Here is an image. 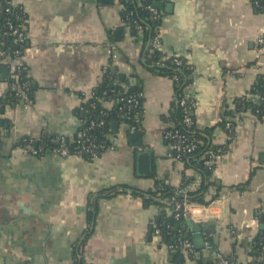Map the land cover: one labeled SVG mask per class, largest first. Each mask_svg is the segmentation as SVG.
Returning a JSON list of instances; mask_svg holds the SVG:
<instances>
[{
    "label": "crops",
    "instance_id": "obj_1",
    "mask_svg": "<svg viewBox=\"0 0 264 264\" xmlns=\"http://www.w3.org/2000/svg\"><path fill=\"white\" fill-rule=\"evenodd\" d=\"M10 2L24 12L20 59L35 90L30 104H8L2 114L8 127L0 139V264H74L80 259L87 264H176V251L152 228L163 207L127 190L99 198L97 210L87 214L90 195L111 186L154 190L158 180L193 191L202 179L194 166L168 156L163 132L175 124L173 81L145 65L146 41L125 18L122 0ZM153 2L160 4L155 9L161 57L176 55L190 64L192 116L200 142L204 138L223 148L210 168L204 196L210 216L199 222L208 227L214 249L196 248L188 225L183 235L204 264L215 259L214 251L252 263V240L263 228L264 117L238 112L236 104L244 97L256 99L248 91L264 76V46L257 43L264 37V9H256L252 0ZM108 66L139 89V127L131 130L116 121L112 128L115 120H101L108 145L91 160L63 157L52 149L33 156L18 145L23 137L42 133L72 142L84 122L82 103ZM2 72L0 96L7 91ZM102 102L110 107L109 100ZM223 119H231L230 134ZM137 129L140 146L128 137ZM141 151L151 154L150 175L137 172ZM162 202L170 214L166 199ZM183 257L184 264H196L186 253Z\"/></svg>",
    "mask_w": 264,
    "mask_h": 264
},
{
    "label": "trees",
    "instance_id": "obj_2",
    "mask_svg": "<svg viewBox=\"0 0 264 264\" xmlns=\"http://www.w3.org/2000/svg\"><path fill=\"white\" fill-rule=\"evenodd\" d=\"M253 1V0H252ZM260 4L259 7H255L258 10L264 9V0H257ZM140 2V4H138ZM147 3H151V0H122V4L124 6L123 14L125 18H128V12L131 11L132 15L129 17L130 21L131 19H137V20H143L146 24V28L144 30V40L149 39L154 34V28L158 24L159 19H153L151 17V12L145 8ZM128 16V17H127ZM6 17H9V15H0V51H5L6 55H0V73L3 71V69L7 70V76L6 81H12L13 79L10 77L9 74V66L7 62L2 61L3 57L10 56L12 57V54H8L7 52H12L16 47L11 43L10 36L4 34V31L6 30L5 26V19ZM161 57L160 49H155L152 52H146L145 54V65H147L150 69L154 70L157 73L167 75L171 79H173L174 76H177V80L173 81V89L174 93L178 94L182 87L188 82V76L191 73V67L190 64L185 60V58L180 56H170L167 58L162 59L161 64H156L158 58ZM180 59L183 63L181 66L182 69H177L176 60ZM27 71L22 70L19 73L20 80L28 79L29 80V97H32V94L35 90V84L30 79V77H26ZM128 78L124 76L121 73L114 72L113 66H108L103 72L101 76V80L99 84L92 90V95L82 103V112H83V120L84 122L81 124L80 127L88 126L90 120H93L95 123H98L99 121H124L128 123L129 125L133 124L132 120H123L120 118V114L125 111V107H123V100L128 97V95L132 93H138L139 89L136 85L129 84ZM123 83H128L129 86L127 87V90L124 92V87L122 86ZM106 92V94L104 93ZM251 94H257L258 97L256 99L247 98L244 97L242 101H238L236 104V110L238 112L246 113L247 111H250L252 114L256 115L258 118L264 117V76L260 75L257 77L255 83L252 85L250 90L248 91ZM121 98H123L121 100ZM112 100V103H110V107L107 108L102 102V100ZM140 101L142 102V98L140 97ZM18 102V98L14 96L13 91H11L7 87V91L4 95L0 96V132L2 136V130L4 128L8 127V121L5 117L2 116L4 114L5 106L8 104H16ZM121 107L122 110L120 109ZM229 111V110H228ZM226 111V112H228ZM183 113L181 111L180 106L178 105L176 101V107L175 112L173 114L174 122L173 125L174 129H180L184 133L188 135L190 138H195L197 140L202 139L200 134L197 132L196 128L194 126H191L190 129H183L181 125ZM225 121L221 122V125H224ZM172 128V127H171ZM231 131L233 132V127L231 128ZM229 131V134L231 133ZM88 133L91 134L97 143H102L104 145H108L107 139L104 138L103 129L100 125H95L91 129L88 130ZM52 135H47L46 133H42L34 140L33 143L36 145H50L53 147V145L49 142V138ZM24 138V137H23ZM29 138V137H26ZM1 139V137H0ZM18 145H21V140L18 142ZM67 145L72 148L73 142L68 141ZM217 146L209 143L208 140L203 138L202 143H198L196 145V148L194 151H192L188 157H185L182 159L183 162H185L186 165L194 166L201 175V184L200 186L193 191H188V199L193 202H198L201 204H207L208 201L204 199L206 189L208 185L210 184L209 178L210 173L212 172V169H207L203 165V160L207 157L208 150L215 151ZM46 148H42L39 155H42ZM102 150H99L98 155L101 154ZM85 159L90 160L87 158V156H84ZM185 181V180H184ZM176 187L166 184L162 181H156L154 190H142L135 186L128 185V184H120L111 186L102 190L96 191L94 194L90 195V198L88 200V216L90 217V213L94 210H97V201L101 197H110L113 194H116L117 192H124V191H131L133 194L140 196L143 198V201L146 202H152L153 204L158 205L159 207H163L161 211L158 212V214L153 219L152 228H158L160 230V233L163 235L164 239H166L167 243H171L175 246L173 249L176 251V264H184V252L181 249V243L188 238L183 235L182 227H181V220L182 216H180L178 219H175L173 217V214H166L165 213V205L163 204V199H168L171 196H175L177 201H182V196L179 195L176 192ZM169 206V204H168ZM171 207V206H170ZM259 220L263 224L262 230L255 236V238L252 240V255L254 256L253 262L256 260V256L261 254L264 249V215L263 213L260 214ZM203 224V223H202ZM202 231H204L205 237H207V234L209 233L208 227L206 225H202ZM89 230H87L86 235H88ZM185 236V237H184ZM85 238V237H84ZM211 238V237H210ZM209 238V239H210ZM85 240V239H84ZM211 240V239H210ZM189 241V240H188ZM212 241V240H211ZM213 247L214 243L212 241ZM200 251V250H199ZM188 257L194 259L196 261V264H204L202 263L201 256H197L196 250L192 249L189 253L186 254ZM227 260L231 264H241L236 261L233 255L225 256ZM216 261L215 259H209L205 264H213ZM257 264H263V262L257 261ZM74 264H87L84 263L81 259L76 261ZM251 264V263H249Z\"/></svg>",
    "mask_w": 264,
    "mask_h": 264
},
{
    "label": "built area",
    "instance_id": "obj_3",
    "mask_svg": "<svg viewBox=\"0 0 264 264\" xmlns=\"http://www.w3.org/2000/svg\"><path fill=\"white\" fill-rule=\"evenodd\" d=\"M254 6L259 7L260 4L257 0L252 1ZM140 4V2H138ZM145 8L151 12V17L153 19H158V12L155 9L154 6L151 5V3H147ZM125 9V8H124ZM9 15V17H6L5 19V26L6 30L4 31V34L10 36L11 43L15 45V49L12 52H7L8 54H12V57L5 56L3 57L4 62H7L9 66V74L10 77L13 79L12 81H7V87L13 91L14 96L18 98V102H22L25 105H28L32 102V97H29V80L23 79L20 80L19 73L22 70H25V64L20 59V52L21 48L26 40V29H25V18H24V12L19 6H14L11 4L10 0H0V15ZM132 15V12H128V16L130 17ZM127 16V17H128ZM129 17L127 18L129 21ZM132 27L140 34L142 38H144V30L146 28V24L143 20H137V19H131ZM154 34L146 41V47L148 48L149 52L154 51L155 49H159L160 45V39L159 35L157 34L156 27L154 28ZM257 43L264 46V37L261 36L257 39ZM0 55H6L5 51H0ZM162 57L158 58L155 62L156 64H161V61H163ZM177 69H182V61L180 59L176 60ZM162 65V64H161ZM105 67L103 71L106 69ZM26 77H29L28 74H26ZM189 80L188 82L182 87L181 91L175 95V99L178 103V105L181 108V111L183 113L181 125L185 131V129H190L191 126L195 127L194 124V118L192 116L193 107H194V97L191 92V87L193 80L191 79V75L187 77ZM177 76L173 77V81L177 80ZM124 87V86H123ZM127 90V87H124V92ZM106 94V92H104ZM92 92H90L89 96L86 98L91 97ZM141 93H132L126 97L125 100H123V107H125V111H123L120 114V118L123 120H132L133 124L130 125V129L133 130L140 125L141 121V115L143 113V105L140 101ZM258 97V95L255 94V98ZM123 98H121L122 100ZM109 101L112 103V100L109 99ZM121 107L120 109L122 110ZM1 117V114H0ZM102 121L95 123L93 120H90L88 126H82L80 127L73 139V147L70 148L67 145V142L69 141L66 137L61 136L59 134H49L52 135L49 138V142L53 145L51 147L50 145H36L34 140L38 137H29V138H22L21 139V147H23L25 150H27L31 155L38 156L42 148L52 149L54 150L58 155L60 156H76L79 158H84V156H87L90 160L98 156L99 150H102L104 145L102 143H97L95 141V138L88 133V130L91 129L95 125H100ZM232 125H231V119L227 120L224 124V129L226 132L229 133L231 131ZM1 130V129H0ZM1 137V132H0ZM163 137L165 139L169 140V146H168V156L172 159L176 160H182L185 157H188V155L194 151L196 148V145L198 143H201L200 140H197L195 138H190L186 133L181 131L180 129H174L173 127L170 129H166L163 132ZM229 138V134H228ZM71 142V141H70ZM222 147L216 148L215 151H208L207 157L203 160V165L205 168L209 169L212 168L214 165V159L215 157H218L220 152L222 151ZM176 192L182 196V201H177L175 196H171L170 198L166 199L167 203L169 204L171 213L173 214V217L175 219H178L180 216L187 215L191 219L197 222H203L207 221L209 219V214L206 211L207 206L205 204L196 203L193 201H190L188 199L187 192L188 190L183 187H177ZM156 234H160V230L157 228L155 229ZM210 234L207 235L205 238L204 246L207 249H214L212 241L209 239ZM167 247L169 249H174L175 246L171 243H167ZM181 249L184 253H189L192 251L193 247L191 243L188 240H184L181 243ZM216 261L213 264H231L225 256L221 255L219 252L214 251ZM261 260V254L256 256V260L252 262L251 264H257V261Z\"/></svg>",
    "mask_w": 264,
    "mask_h": 264
},
{
    "label": "water",
    "instance_id": "obj_4",
    "mask_svg": "<svg viewBox=\"0 0 264 264\" xmlns=\"http://www.w3.org/2000/svg\"><path fill=\"white\" fill-rule=\"evenodd\" d=\"M106 1H111V0H106ZM154 7H159L160 4L157 2H153L151 4ZM118 30L115 31L116 34H118ZM114 72H117L116 67L113 68ZM3 76L7 74V70L3 69ZM117 126V122L113 121L111 123V127L114 128ZM104 128H107V123H104ZM116 128V127H115ZM128 137L130 140H132V143L134 146H140L142 141V132L140 129L134 130V131H129L128 132ZM137 172L142 175H150L151 174V154L148 151H141L137 154V166H136ZM182 218H185L186 225L182 227V229H186L187 225L192 232V239H193V244L196 248H200L204 245L205 242V237L202 231V226L199 222L194 221L187 215H183ZM262 225H260V228ZM187 236V234H184Z\"/></svg>",
    "mask_w": 264,
    "mask_h": 264
}]
</instances>
